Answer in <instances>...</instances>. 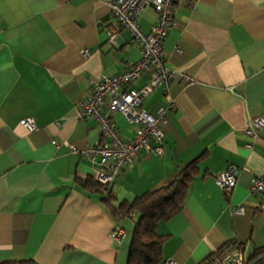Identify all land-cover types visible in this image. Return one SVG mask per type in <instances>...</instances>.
<instances>
[{"label": "crops", "instance_id": "crops-1", "mask_svg": "<svg viewBox=\"0 0 264 264\" xmlns=\"http://www.w3.org/2000/svg\"><path fill=\"white\" fill-rule=\"evenodd\" d=\"M156 15L142 11L143 33ZM110 26L115 44L107 41ZM163 47L165 66L176 73L167 90L157 85L142 102L152 116L167 109V121L157 123L163 154L141 151L123 167L108 186L112 204L168 184L202 156L181 210L157 224L166 237L161 264H207L229 242L252 259L264 246V195L249 192L264 172V124L256 137L246 129L250 118L264 122V0L177 2ZM139 57L102 0H0V264H126L134 219L104 206L101 190L76 178L91 175L84 151L99 138L81 117L83 95L91 81L122 73ZM147 81L144 73L133 87ZM29 116L35 131L19 122ZM111 117L129 140L130 124ZM229 166L238 175L225 193L214 177ZM115 225L124 232L118 240Z\"/></svg>", "mask_w": 264, "mask_h": 264}, {"label": "built area", "instance_id": "built-area-1", "mask_svg": "<svg viewBox=\"0 0 264 264\" xmlns=\"http://www.w3.org/2000/svg\"><path fill=\"white\" fill-rule=\"evenodd\" d=\"M102 1L107 3L116 23L131 34L140 49V57L131 62L122 73L103 75L97 81H91L90 92L85 93L81 100V117L86 121H93L99 133V138L84 151L91 164L90 176L95 182L107 187L117 178L123 167L137 160L141 151L163 154L164 133L157 123L167 121V109L160 107L157 115L152 116L143 108L142 102L157 85H164L167 90L176 73L165 66L163 42L171 25L175 3L192 5V0ZM149 7L155 10L156 21L148 33H143L137 20L142 11ZM117 35L115 27H108L106 36L110 44L116 43ZM144 73L148 74L147 83L141 88L133 87ZM113 113L121 114L131 125L132 137L129 140L120 135L118 126L111 117ZM19 122L29 131L37 129L33 117L22 118ZM263 124L260 117L250 118L246 133L256 137ZM52 144L57 146L58 142L52 140ZM65 144L72 152H79L75 146ZM237 175L238 169L229 166L216 174L214 181L223 192L228 193L234 187ZM249 192L252 195H264V172L253 176ZM260 206L264 210V199ZM243 210L242 206H238L235 212L243 213ZM129 216L136 217L133 212ZM123 235V229L119 225H115L111 230V238L114 240L122 238ZM255 260L246 259L243 246L236 243L207 264H253ZM165 264H172V261L166 260Z\"/></svg>", "mask_w": 264, "mask_h": 264}, {"label": "trees", "instance_id": "trees-1", "mask_svg": "<svg viewBox=\"0 0 264 264\" xmlns=\"http://www.w3.org/2000/svg\"><path fill=\"white\" fill-rule=\"evenodd\" d=\"M201 158L202 156L186 164L168 184L148 190L131 201H123L118 207L112 204L113 196L108 190V186L100 185L91 176L76 178V183L81 187L98 191L100 189L104 195L100 202L114 213L127 216L132 212L135 213L136 217L132 218L134 227L126 264H161L163 262V245L166 237L157 233V224L168 221L181 210L191 182L199 173ZM234 245L236 243H225L219 250L211 254L207 261H214L216 257ZM251 258L256 259L253 264H264V246L256 248ZM1 264L37 263L33 259L26 258L4 261Z\"/></svg>", "mask_w": 264, "mask_h": 264}, {"label": "rangeland", "instance_id": "rangeland-1", "mask_svg": "<svg viewBox=\"0 0 264 264\" xmlns=\"http://www.w3.org/2000/svg\"><path fill=\"white\" fill-rule=\"evenodd\" d=\"M131 126V125H130Z\"/></svg>", "mask_w": 264, "mask_h": 264}]
</instances>
